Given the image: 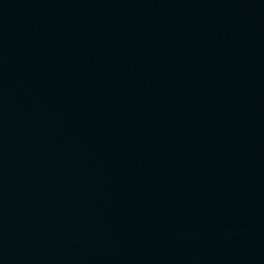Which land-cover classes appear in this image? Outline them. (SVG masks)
<instances>
[{
	"label": "water",
	"instance_id": "95a60500",
	"mask_svg": "<svg viewBox=\"0 0 264 264\" xmlns=\"http://www.w3.org/2000/svg\"><path fill=\"white\" fill-rule=\"evenodd\" d=\"M0 264H264V0H0Z\"/></svg>",
	"mask_w": 264,
	"mask_h": 264
}]
</instances>
